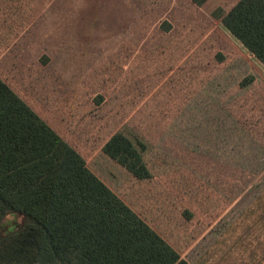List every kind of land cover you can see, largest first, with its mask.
<instances>
[{"label":"rangeland","instance_id":"rangeland-1","mask_svg":"<svg viewBox=\"0 0 264 264\" xmlns=\"http://www.w3.org/2000/svg\"><path fill=\"white\" fill-rule=\"evenodd\" d=\"M257 15L264 0H0V83L190 264H264Z\"/></svg>","mask_w":264,"mask_h":264},{"label":"trees","instance_id":"trees-1","mask_svg":"<svg viewBox=\"0 0 264 264\" xmlns=\"http://www.w3.org/2000/svg\"><path fill=\"white\" fill-rule=\"evenodd\" d=\"M11 215L23 221L4 230ZM0 264L190 263L0 83Z\"/></svg>","mask_w":264,"mask_h":264}]
</instances>
